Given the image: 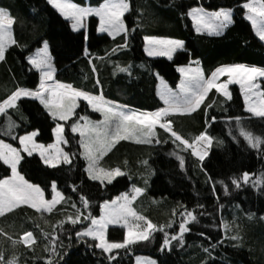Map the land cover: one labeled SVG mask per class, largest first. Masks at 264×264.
I'll list each match as a JSON object with an SVG mask.
<instances>
[{
    "label": "trees",
    "instance_id": "obj_1",
    "mask_svg": "<svg viewBox=\"0 0 264 264\" xmlns=\"http://www.w3.org/2000/svg\"><path fill=\"white\" fill-rule=\"evenodd\" d=\"M244 2L129 0L130 10L124 15L129 29L128 46L117 48L124 44L125 34L113 38L97 33L98 20L94 16L89 17L85 29L74 31L70 21L47 0H0V7L16 18L13 33L17 41L6 49L5 59L0 61V101L18 87H37L39 72L32 68L28 57L44 41L48 43L56 80L102 94L109 101L139 111L163 107L158 95V77L170 87H176L180 80L177 67L188 65L192 59L199 62L207 76L223 65L264 67V41L255 35L246 20ZM196 6L209 11L232 9L233 22L219 35L197 33L187 15L189 8ZM145 35L180 39L184 46L176 50L171 60L149 57L144 52ZM121 67H129L130 74L119 71ZM260 88L264 91V80ZM229 91L231 99L212 89L194 112L168 117L173 121V129L190 142L202 132L212 137L202 161L192 148L180 141L174 143L171 134L157 126L160 143L155 138L151 144L121 140L102 158L103 168L119 167L123 173L110 183L91 180L85 170L80 138L70 130V125L79 117L99 119L100 114L87 102L79 101L75 115L64 123V138L68 143L63 150L71 154L70 164L50 166L37 154L21 153L23 159L18 165L21 175L39 185L49 200L55 181L63 199L51 213L20 205L0 215V251L5 259L15 255L18 264H48V257H52L54 264H134V257L141 255L152 258L156 264H264V183H257L258 178L264 177V144L251 147L240 134L235 119L229 118L241 117V126L262 138L264 119L244 108L237 85H230ZM6 111L8 115L0 114V140L20 149L19 136L37 131L34 137L37 143L46 145L53 141L55 121L36 99L21 97L16 107ZM9 117L17 126L12 129V135H5ZM178 156L184 158V167ZM244 172L250 174L249 183L241 180V187L237 188L232 178L242 177ZM10 173V167L0 161V178ZM221 180L228 186L227 191L219 183ZM134 185L144 189L133 202L137 211L158 226L170 223L171 227L156 231L149 240L129 245L127 249L113 250L111 255L116 258L110 261L109 253L95 247V239L78 238L76 232L90 225L91 221L84 216L91 212L99 217L103 201L112 200ZM81 195L91 202L88 208L83 206ZM185 210L197 216L196 221L187 225L191 230L184 233L185 242L174 240L170 250L167 247L162 250L165 231L179 232V223L185 218L180 213ZM79 213L83 216L77 224L66 220L68 215L75 217ZM60 221H64L63 225ZM25 231L33 233L34 244L28 246L20 241L13 245L12 241L19 240ZM235 235L241 238L232 239ZM106 238L122 241L123 227L109 226ZM205 248L209 251L205 252Z\"/></svg>",
    "mask_w": 264,
    "mask_h": 264
},
{
    "label": "snow or ice",
    "instance_id": "obj_2",
    "mask_svg": "<svg viewBox=\"0 0 264 264\" xmlns=\"http://www.w3.org/2000/svg\"><path fill=\"white\" fill-rule=\"evenodd\" d=\"M48 3L56 8L62 16L72 21L71 27L74 30L83 28L85 19L90 15H95L99 18V32H107L113 38L124 33L125 42L123 45H117V48L128 46L127 33L129 29L124 22V15L130 10L129 0H103V3L95 8L81 7L71 0H48ZM242 7L246 10L244 15L251 22L256 36L264 41V0H245ZM232 11V9L225 8L209 11L202 6H196L189 8L187 15L192 19L197 33L207 32L209 35H219L233 22ZM15 20L16 18L8 10L0 7V61L5 59L6 49L17 43L13 33ZM143 39L145 41L144 51L149 57L163 56L171 60L176 50L182 49L184 46V41L172 37L145 35ZM115 50L113 49V51ZM85 54L87 55V49H85ZM28 61L32 68L39 72V84L35 89L16 88L3 101H0V114L8 115L6 110L16 107L21 97H30L39 100L54 120L58 118L61 121H69L70 117L76 113L79 99L83 98L94 111L101 113L103 119L93 121L87 116H82L80 119L84 123L81 124L79 121L72 123L71 130L73 133H79V145L83 149L80 155L87 161L85 170L89 178L101 183L105 180L110 183L116 176L123 175L119 167L115 169L103 168L100 163L102 158L121 140L135 139L138 143L151 144L155 138V142L160 143L156 131L157 125L171 134L174 143L180 141L183 145L193 148L194 155L202 161L206 153L196 151L193 145L196 141L207 140L210 142L212 137L207 132H202L195 138V141L190 142L173 129V121L168 117L171 113L194 112L205 101L212 89L231 99L229 84L238 83L244 93L246 110L253 116L264 119V91H260V86L257 83L258 78L264 77V67L245 64L223 65L217 67L210 76H207L201 67H192L193 62L190 61L188 66H178L177 70L181 74V79L176 85V89L173 90L165 85L164 89L158 93L163 101V107L153 111H138L130 109L126 105L109 101L102 94L90 93L76 88L70 83L56 80L54 77L56 69L51 62L47 41L44 42L42 48L37 50L36 54L28 57ZM93 70H96L95 66H93ZM119 71L130 74L129 67H121ZM225 74L228 79L220 82L219 78ZM97 84H100L99 79H97ZM212 119L215 120L216 117H212ZM229 119H235L240 134L244 136L251 147L259 148L261 144H264V138L254 135L253 132L241 126V117H230ZM16 126L15 121L9 117L4 134L12 135V129ZM52 131L56 135V144L47 146L39 144L33 139L37 135V131L19 136L23 152L31 156L34 151H39L46 165L56 166L61 162L70 164L71 154L57 147V144L61 142L68 143L64 138V125L57 123ZM53 148L56 149L55 154L49 152ZM46 153L49 154L46 155ZM22 159L20 149L0 140V161H3L11 169V175L0 178V215L9 213L20 205H30L38 212L51 213L63 199V194L57 190V184L53 181L54 195L50 200L46 199L44 190L39 185L27 181L18 171V165ZM178 159L181 167H184V158L178 156ZM144 163L147 164V161ZM249 176L248 172H244L242 177L232 178V183L239 188L241 180L244 183H249ZM219 183L224 185L227 191L228 186L224 181L221 180ZM257 183H264V177L258 178ZM143 192V188L134 185L131 194L122 192L112 200L103 201L100 205L101 215L96 217L89 212L87 216H84V219L90 220L91 223L87 228L76 232V236L78 238L93 237L98 241L95 247L102 249L104 253H109L108 259L112 261L116 258L111 255L113 250L127 249L129 245L149 240L156 231H164L165 228L171 227L170 223L158 226L150 218L137 211L133 202ZM213 192H215V182L213 183ZM81 200L85 208L90 206L91 202L83 195H81ZM180 215L185 218L179 223V232L165 231L161 245L162 250L165 247L170 250L174 240L183 244L185 242L184 233L191 230L187 226L189 221L197 220V216L192 211L185 210ZM82 216L83 213H79L75 217L68 215L66 220L75 225L81 221ZM58 223L63 225L64 221ZM109 224L124 226L126 231L122 241H109L106 238L105 229ZM225 227L227 229L228 225ZM4 235L7 236L8 233H4ZM47 235L45 233V236ZM231 238L239 240L241 237L235 235ZM34 240L33 233L25 231L19 240H13L12 243L15 245L22 241L25 245L32 246ZM52 243L55 245L56 241ZM210 247H215V245ZM52 251L55 252V247L52 248ZM204 251L208 252L209 249L205 248ZM116 255L119 253L117 252ZM0 264H18V258L13 255L5 259L4 252L0 251ZM48 264H54L52 257H48ZM137 264H156V262L150 258L137 257Z\"/></svg>",
    "mask_w": 264,
    "mask_h": 264
},
{
    "label": "rangeland",
    "instance_id": "obj_3",
    "mask_svg": "<svg viewBox=\"0 0 264 264\" xmlns=\"http://www.w3.org/2000/svg\"><path fill=\"white\" fill-rule=\"evenodd\" d=\"M48 1V0H47ZM71 2H73V3H75V4H77V5H79V6H81V7H92V8H95V7H99V5L100 4H102L103 3V0H99L98 2H96V1H93V0H71ZM51 5V4H50ZM243 5V4H242ZM52 6V5H51ZM53 7V6H52ZM54 8V7H53ZM59 14H60V12L56 9V8H54ZM246 11V10H245ZM61 15V14H60ZM62 16V15H61ZM90 16H94L95 18H97V20H98V25H97V33H105V34H107V35H109L107 32H99L98 31V27H99V18L98 17H96L95 15H90ZM90 16H88L86 19H85V21H84V27L83 28H81V29H79V30H82V29H85L86 28V22H88V19H89V17ZM63 18H65V19H67V20H69L70 21V24L72 23V21L70 20V19H68V18H66V17H64V16H62ZM190 18V17H189ZM246 18V17H245ZM191 19V18H190ZM247 20V19H246ZM191 21H192V19H191ZM250 24H251V22L249 21V20H247ZM192 25H193V21H192ZM251 26H252V24H251ZM72 28V27H71ZM193 28H194V25H193ZM253 28V27H252ZM72 30H74L73 28H72ZM194 30H195V28H194ZM74 31H78V30H74ZM253 31H254V29H253ZM205 34H208L207 32H204ZM254 33H255V31H254ZM214 35H216V34H214ZM256 35V34H255ZM110 36V35H109ZM112 37V36H111ZM45 42V41H44ZM44 42L42 43V45H41V47H39V48H37L31 55H34V54H36V52H37V50L38 49H40V48H42L43 46H44ZM48 51H49V48H48ZM145 54L147 55V53L145 52ZM49 55H50V53H49ZM148 56V55H147ZM156 57H163V56H156ZM50 58H51V56H50ZM167 58V57H166ZM193 63L191 64V66L192 67H196V66H199L200 67V65H199V62L197 61V60H195V59H192L191 60ZM52 62V61H51ZM197 62H198V64H197ZM189 65V64H188ZM188 65H186V66H188ZM178 68V67H177ZM178 71V70H177ZM179 73V72H178ZM179 75H180V79H181V74L179 73ZM228 79V76H227V74H225V75H223V76H221L220 78H219V81L220 82H223V81H225V80H227ZM262 80H264V77H260V78H258V80H257V83L259 84V86H260V84H261V81ZM180 81V80H179ZM179 83V82H178ZM232 84H235V85H237L238 87H239V89H240V93H241V96H242V99H243V103H244V108L246 109V103H245V100H244V93L241 91V88H240V85L238 84V83H236V82H233V83H231V84H229V86L230 85H232ZM165 85H167L169 88H171V89H173V90H175L176 89V87H170L167 83H166V81H164L161 77H158V92H161L163 89H164V87H165ZM217 91V90H216ZM260 91H261V88H260ZM220 94H222V93H220ZM223 95V94H222ZM224 96V95H223ZM225 97V96H224ZM227 98V97H226ZM35 99V98H34ZM37 100V99H36ZM85 101V100H83V98H80L79 99V101ZM38 102H39V100H37ZM85 102H87V101H85ZM40 103V102H39ZM78 104H79V102H78ZM43 106V105H42ZM90 106V105H89ZM44 107V106H43ZM90 108L92 109V107L90 106ZM45 109V108H44ZM130 109H132V108H130ZM46 110V112L50 115V113L47 111V109H45ZM139 111V110H138ZM99 113V112H98ZM100 114V118L99 119H92V118H90L91 120H93V121H96V120H101V119H103V117H102V115H101V113H99ZM171 114H181V113H171ZM252 114V113H251ZM51 116V115H50ZM74 116V115H73ZM72 116V117H73ZM72 117H70V119L72 118ZM88 117V116H87ZM51 118H52V116H51ZM53 119V118H52ZM69 119V120H70ZM54 120V119H53ZM55 122V125H54V127L56 126V124L57 123H61V124H63L64 125V123H67L68 121H61V120H59L58 118L57 119H55L54 120ZM77 121H79L81 124H83L84 123V121L82 120V119H80V117L79 118H77L76 119V121H74L73 123H75V122H77ZM157 126H159V125H157ZM53 127V128H54ZM70 130H71V125H70ZM72 131V130H71ZM33 132V131H32ZM53 132V131H52ZM77 135H79V133H76ZM25 135V134H24ZM79 138H80V136H79ZM33 139H34V137H33ZM35 140V139H34ZM129 141H135V142H137L135 139H130ZM40 144V143H39ZM49 144H56V135H55V133H53V141L51 142V143H49ZM208 144V141L207 140H202V141H196L195 143H194V145H193V147L196 149V151H199V152H201V153H205L206 152V149H205V147H206V145ZM48 144H46L45 146H47ZM65 145V143H59V144H57V147L58 148H61V149H63V146ZM193 149V148H192ZM20 150H21V153H25V154H27L26 152H23V150H22V146L20 147ZM83 151V149L81 148V152ZM49 152L51 153V154H55V152H56V149L55 148H53V149H51V150H49ZM32 154H37V155H39V157L41 158V160H42V162H43V158L41 157V155H40V153H39V151H34ZM49 153H46V155H48ZM83 157V156H82ZM84 159V158H83ZM85 160V159H84ZM44 163V162H43ZM86 166H87V161L85 160V169H86ZM10 175H11V173H10ZM105 181H107V180H105ZM104 181V182H105ZM125 192H128V193H132L133 192V187H131V188H129V190H127V191H125ZM53 195H54V193H53ZM115 198V197H114ZM113 198V199H114ZM30 206V205H29ZM100 215H101V210H100ZM99 215V216H100ZM109 226H120V227H123V229H124V233H125V231H126V229L124 228V226L122 225V224H117V225H112V224H109L108 225V227ZM107 227V228H108ZM107 228L105 229V234H106V230H107ZM91 238H93V237H91ZM94 239V238H93ZM97 243H98V241H97ZM137 257H141V258H150V257H147V256H141V255H139V256H136V257H134V264H137ZM151 260H153L152 258H150ZM154 261V260H153Z\"/></svg>",
    "mask_w": 264,
    "mask_h": 264
},
{
    "label": "crops",
    "instance_id": "obj_4",
    "mask_svg": "<svg viewBox=\"0 0 264 264\" xmlns=\"http://www.w3.org/2000/svg\"><path fill=\"white\" fill-rule=\"evenodd\" d=\"M145 52V51H144Z\"/></svg>",
    "mask_w": 264,
    "mask_h": 264
}]
</instances>
